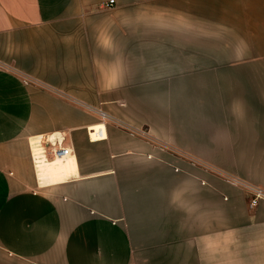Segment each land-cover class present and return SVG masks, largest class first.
I'll use <instances>...</instances> for the list:
<instances>
[{
	"label": "crops",
	"instance_id": "obj_1",
	"mask_svg": "<svg viewBox=\"0 0 264 264\" xmlns=\"http://www.w3.org/2000/svg\"><path fill=\"white\" fill-rule=\"evenodd\" d=\"M241 68L264 69V0H0V264H264Z\"/></svg>",
	"mask_w": 264,
	"mask_h": 264
},
{
	"label": "rangeland",
	"instance_id": "obj_2",
	"mask_svg": "<svg viewBox=\"0 0 264 264\" xmlns=\"http://www.w3.org/2000/svg\"><path fill=\"white\" fill-rule=\"evenodd\" d=\"M229 75H232V79L229 80H233V83H229V96H258V93L261 96L264 94V69H230ZM241 82L244 83L241 84Z\"/></svg>",
	"mask_w": 264,
	"mask_h": 264
},
{
	"label": "built area",
	"instance_id": "obj_3",
	"mask_svg": "<svg viewBox=\"0 0 264 264\" xmlns=\"http://www.w3.org/2000/svg\"><path fill=\"white\" fill-rule=\"evenodd\" d=\"M114 2V0H110V4H112ZM101 112V114L103 116H105V113L102 110H99ZM92 131L91 128L89 127V134L92 137ZM144 132V131H142ZM100 133H102V129L100 130ZM48 142H52V140L50 138H48ZM31 149H32V153H33V158L34 161H40V149L42 148L41 146V140L40 139H36L34 140L33 143H31ZM72 152V149L70 147H53L51 148V157H50V162L54 161L57 158H65L66 156L70 155ZM248 190L250 191L251 194V198L249 200V206L251 208L255 207L262 199H264V189L259 187V186H255V185H251L248 183H243Z\"/></svg>",
	"mask_w": 264,
	"mask_h": 264
},
{
	"label": "bare ground",
	"instance_id": "obj_4",
	"mask_svg": "<svg viewBox=\"0 0 264 264\" xmlns=\"http://www.w3.org/2000/svg\"><path fill=\"white\" fill-rule=\"evenodd\" d=\"M104 127L105 125L104 124H97V125H94V126H91V130L92 131V137L94 139H97V138H101L103 136L104 133H100V130L102 129L103 132H104ZM71 156L68 155L66 156L65 158H61V159H66L67 157ZM60 158V157H59ZM57 158V161L53 162L52 164H48L46 163V173L50 176H53V177H60L61 175L60 174H63V171L65 170L66 166L69 165V160L68 161H64V160H61Z\"/></svg>",
	"mask_w": 264,
	"mask_h": 264
}]
</instances>
